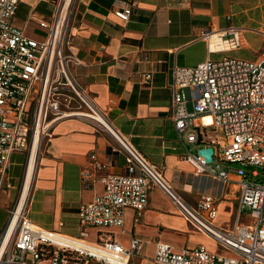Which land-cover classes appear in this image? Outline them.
<instances>
[{
    "label": "built area",
    "instance_id": "1",
    "mask_svg": "<svg viewBox=\"0 0 264 264\" xmlns=\"http://www.w3.org/2000/svg\"><path fill=\"white\" fill-rule=\"evenodd\" d=\"M70 2L62 0L52 22H41L48 32L40 41L13 23L20 0H0V194L12 154L28 150L30 161L35 143L39 152L60 121L77 117L111 135L115 146L110 149L123 153L126 164L125 174H114L107 171L108 161L97 153L90 155L82 176L100 181L104 190L80 206L82 224L123 229L127 209L136 212L138 221L148 206L151 187L159 186L181 215L218 248L212 251L198 245L176 251L159 242L157 263L264 264V55L257 61L225 57L173 68L171 116L178 138L213 149L212 160L207 162L204 155L185 145L184 158L196 175H209L238 192L236 222L218 227L217 199L203 194L196 208L190 206L163 178L161 168L108 121L73 78L72 67L82 61L70 51ZM114 4L117 17L129 21L136 0ZM214 36L226 45L213 49ZM199 38L208 43L210 53L243 44L233 26L203 30ZM152 78L148 73L144 80L148 83ZM246 213L250 223L242 222ZM143 248L144 242L135 236L126 247L116 239L91 242L37 225L29 216L26 199L14 208L6 230L0 232V264H130Z\"/></svg>",
    "mask_w": 264,
    "mask_h": 264
},
{
    "label": "crops",
    "instance_id": "2",
    "mask_svg": "<svg viewBox=\"0 0 264 264\" xmlns=\"http://www.w3.org/2000/svg\"><path fill=\"white\" fill-rule=\"evenodd\" d=\"M115 1L71 0L70 51L82 61L72 67L73 78L108 121L161 168L163 178L190 206L196 208L201 196L210 194L219 207L215 224L233 225L238 217V192L209 175H196L194 166L184 158L186 146L198 154L204 147L179 140L171 116L170 83L175 66L193 67L217 52L210 53L208 43L199 38L203 30L233 26L241 34L242 48L264 47V0H136L127 22L114 13ZM62 4V0H20L13 23L28 37L43 41L48 28L41 22H52ZM148 73L153 78L146 83ZM112 145L111 135L87 120L73 117L60 121L54 136L37 154L25 198L31 220L91 242L116 239L129 247L135 236L144 242V248L130 264L150 259L157 263L159 242L176 251L198 245L215 251L216 242L195 229L159 186L151 187L148 206L138 221L136 212L127 209L123 229L81 223L80 206L104 190L100 181L82 176L90 165V155L97 153L108 161V172L126 173L125 156L113 152ZM28 163V150L11 156L0 194V207L9 214L2 233L22 200Z\"/></svg>",
    "mask_w": 264,
    "mask_h": 264
},
{
    "label": "rangeland",
    "instance_id": "3",
    "mask_svg": "<svg viewBox=\"0 0 264 264\" xmlns=\"http://www.w3.org/2000/svg\"><path fill=\"white\" fill-rule=\"evenodd\" d=\"M264 55V47L261 46H253L248 48H236L231 51H217L213 53L212 59L213 60H222L225 57H233V58H240L250 61H257L262 58ZM189 108L192 109V104H189ZM9 214L7 213L6 209L3 207H0V230H3L8 222ZM242 222L250 223L251 218L250 215L247 213L243 216ZM151 261H144L142 264H157L152 259Z\"/></svg>",
    "mask_w": 264,
    "mask_h": 264
},
{
    "label": "bare ground",
    "instance_id": "4",
    "mask_svg": "<svg viewBox=\"0 0 264 264\" xmlns=\"http://www.w3.org/2000/svg\"><path fill=\"white\" fill-rule=\"evenodd\" d=\"M213 38H217L218 41H215L213 40ZM212 38V47L215 49L218 47V45H226V44H221L222 41L221 39H219L217 36H214ZM219 43V44H218ZM38 148H39V144L35 143L33 145V149H32V155H31V159L29 161V164H28V168H27V171H26V178H25V186H24V191H23V196H22V200L21 202L23 203L25 198H26V195L27 193L29 192V188L31 186V182H32V179H33V176H34V172H35V167H36V158H37V153H38ZM16 222V220H15ZM14 220L12 222V225L15 223ZM9 237V235H8Z\"/></svg>",
    "mask_w": 264,
    "mask_h": 264
},
{
    "label": "water",
    "instance_id": "5",
    "mask_svg": "<svg viewBox=\"0 0 264 264\" xmlns=\"http://www.w3.org/2000/svg\"><path fill=\"white\" fill-rule=\"evenodd\" d=\"M199 154L204 155L206 160H207V162H210L212 160L213 149L212 148H202L199 151Z\"/></svg>",
    "mask_w": 264,
    "mask_h": 264
}]
</instances>
